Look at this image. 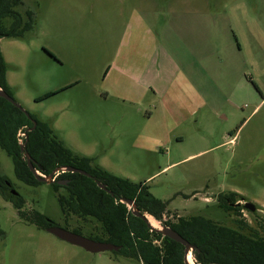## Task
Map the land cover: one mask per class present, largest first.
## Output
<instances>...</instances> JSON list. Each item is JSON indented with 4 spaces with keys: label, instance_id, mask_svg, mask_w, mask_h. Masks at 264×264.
<instances>
[{
    "label": "rangeland",
    "instance_id": "obj_1",
    "mask_svg": "<svg viewBox=\"0 0 264 264\" xmlns=\"http://www.w3.org/2000/svg\"><path fill=\"white\" fill-rule=\"evenodd\" d=\"M22 2L16 11L24 16L27 10L34 12V30L24 38H1L0 49L9 66L11 93L29 114L51 120L60 140L75 152L97 157L107 171L147 184L153 197L168 203L169 221L202 215L233 228L239 219L256 229L264 226V59L250 61L264 55V0ZM182 3L194 5L202 16L196 78L190 71L194 60H189L195 39H181L192 33L188 26L165 43L159 37L170 34L171 26L163 15L157 17L152 46L157 55L161 43L173 48L183 71L195 79L201 101L187 104L181 118L163 119L161 99L150 91L144 101L134 96L135 101L124 102L114 94L119 93L115 72L107 79L105 72L118 54H135L124 32L132 14L141 16L144 10L146 17L149 5L174 10ZM232 9L245 10L251 28L235 34L237 40L233 32L242 28L231 26ZM4 21L7 27L10 20ZM255 26L259 36L253 33ZM140 33H146L144 27ZM50 92L55 94L39 100ZM0 176L24 198L22 211L36 210L61 228H81L76 233L87 238L99 228L76 216L65 222L51 185L31 187L19 181L12 159L1 149ZM228 190L243 195L257 211L235 215L221 210L216 194ZM209 196V203L201 198ZM4 199L0 194V229L5 233L0 236V264H142L116 251L87 252L26 220L18 222L16 209Z\"/></svg>",
    "mask_w": 264,
    "mask_h": 264
},
{
    "label": "trees",
    "instance_id": "obj_2",
    "mask_svg": "<svg viewBox=\"0 0 264 264\" xmlns=\"http://www.w3.org/2000/svg\"><path fill=\"white\" fill-rule=\"evenodd\" d=\"M22 5V0H0V39L24 38L26 33L34 30V12L27 10L24 16L16 11ZM5 19L10 20L9 27L3 24ZM8 67L0 49V89L13 97L7 80ZM54 94L55 92H50L39 100ZM29 115L31 118L0 97V149L12 159L14 174L19 181L28 186L43 184L36 180L27 161L23 159L18 133L24 129L27 131V138L24 140L26 151L37 171L49 175L56 168L70 166L84 170L92 176L66 173L59 177L69 180L66 186L57 183L51 185L66 217L76 215L80 219L95 221L100 225V236L92 234L88 238L119 246V255L137 259L142 264H185L184 246L152 231L121 200L134 201L140 213L152 215L159 221H162L167 203L153 197L147 184L116 176L100 166L97 157H88L73 151L55 134L51 120L45 121ZM34 122L36 127L33 129ZM4 178L0 177V185L3 186L0 187L1 194L12 200L18 210H22L24 198L7 193ZM95 180L104 184L107 190L99 188ZM61 189L65 191L64 194H58ZM219 207L239 215V208L234 209L223 200ZM39 214V226H49L44 220L45 215ZM235 223L237 227L233 228L202 215L162 222L195 247L194 255L199 264H264V226L256 229L240 219L235 220ZM155 241H160V245Z\"/></svg>",
    "mask_w": 264,
    "mask_h": 264
},
{
    "label": "crops",
    "instance_id": "obj_3",
    "mask_svg": "<svg viewBox=\"0 0 264 264\" xmlns=\"http://www.w3.org/2000/svg\"><path fill=\"white\" fill-rule=\"evenodd\" d=\"M178 5V8L174 10H172V8L166 10L164 8H156L153 5H149V7L145 8L147 9L145 11L146 17L142 16L144 15V10L140 12L141 16L138 12L132 14V18H130L129 22L124 26V32L128 35L129 40L127 43L131 44V49H134L135 54L133 55L132 51L123 54V56L122 53L118 54L115 62L111 64L105 72V79H107L113 71L115 72V90L119 93L115 92L114 94L124 102L128 100L135 101L132 99L134 96H137L138 99L141 98L144 101L148 95L147 93L150 91L156 97L161 99V108H166V114L163 115V119H174L176 116L181 118V113L183 112L182 109L184 110L183 114L186 113L185 108L187 104L192 106L197 103V100L198 103L201 101V96L198 94L199 89L195 79L193 80L186 71H183L182 65L178 61L173 48L161 43L158 46L159 52L157 55L152 46V43L155 40L153 36L155 21L157 17L163 15V17H165V23L171 26L169 31L170 34L165 35L163 38H159L165 43H171V40H174L175 37L179 35L176 33V30L180 32V29L183 26H188L192 33L188 37L184 34L181 39H184L185 42L188 41L187 38L195 39L194 47H189V51L192 54V57L189 60L192 61L197 59V42L198 47H200L201 43V13H199V10L193 9L194 5L183 3ZM209 7L212 9V4H209ZM232 10L235 11V9ZM230 23L231 26H233L234 23H238L242 28V31L235 30V33L233 32L235 39L236 36H239V32L246 34L247 31H251V28L248 29V16L245 14V10H236ZM143 27L145 28L146 33H140ZM172 31H174L175 34H172ZM253 33L258 34L257 36H259L260 28L255 26V28H253ZM235 34L238 35L235 36ZM197 37L199 39L198 41L196 40ZM140 45L142 48L141 52L139 51ZM237 45L239 49H244L241 41L238 40ZM140 58L142 59L140 60ZM260 59H264V55L256 57L254 60L251 59L250 61L256 63L257 60ZM195 60L192 63V70L190 71H192L196 78ZM199 65L201 66V63H199ZM176 89L177 91H174ZM151 101V106H153L154 100ZM85 156L94 157L88 154ZM206 201L208 202L210 200Z\"/></svg>",
    "mask_w": 264,
    "mask_h": 264
},
{
    "label": "water",
    "instance_id": "obj_4",
    "mask_svg": "<svg viewBox=\"0 0 264 264\" xmlns=\"http://www.w3.org/2000/svg\"><path fill=\"white\" fill-rule=\"evenodd\" d=\"M0 97L4 98L7 101H9L10 103H12L15 107L19 108L23 113H25L28 118H31L29 113L13 97H11L6 91L0 89ZM35 127H36V122H34L33 128H35ZM19 145H20L21 152L23 153V159L27 161V165H28L30 171L32 172V174L34 175L36 180H38L40 182H44V183H48V184L55 182L53 180V175L57 171H62L65 173H79V174L85 175L87 177H92L86 171L75 168V167H70V166L59 167L52 174H50L48 177H42L38 174L37 170L35 169L34 162L31 158V156L29 155V153L26 151L25 144L22 141H20ZM95 181H96L99 188H101L102 190H107V188L104 184H102L101 182H99L97 180H95ZM58 183L66 185L68 183V181H59ZM12 193L14 195L17 194L15 191H12ZM108 193H111V192L108 191ZM121 202L126 204L127 207L132 210V213L134 216L143 219L148 224V226L151 228L152 231H156L157 233L161 234L163 237H168V238L182 244L185 248V250H184V263L190 264L188 261L189 254L195 250V247L192 244H190L186 239H184L180 234H178L176 231H174L169 226H165L163 224H160V225L158 224L157 227L153 226L150 223L148 216L146 214L140 213V211H139L137 205L134 203V201L122 199ZM245 206H246V208H248L251 211H254L256 209V206L253 203H246ZM48 232L53 234L57 238L65 241V242H68L72 245L81 247L90 253L98 254V253H103L106 251H116L117 252L120 250L119 246H116L112 243L98 242V241L89 239V238L84 237L80 234L65 230V229L57 227V226L50 227L48 229Z\"/></svg>",
    "mask_w": 264,
    "mask_h": 264
},
{
    "label": "flooded vegetation",
    "instance_id": "obj_5",
    "mask_svg": "<svg viewBox=\"0 0 264 264\" xmlns=\"http://www.w3.org/2000/svg\"><path fill=\"white\" fill-rule=\"evenodd\" d=\"M34 129V128H33ZM20 134H23L24 135V139H26L27 138V131H25L24 129H22V130H20L19 131V133H18V141L20 142V141H22V139H21V137H20ZM24 144H25V141L23 142ZM57 169V168H56ZM55 169V170H56ZM54 170V171H55ZM53 171V172H54ZM38 172V174L40 175V176H42V177H48L49 175H45V174H42V173H40L39 171H37ZM52 172V173H53ZM51 173V174H52ZM62 174H66L65 172H62V171H57V172H55L54 173V175H53V180L55 181V182H53V183H50V185H53V184H55V183H57V184H59L58 182L59 181H68V183H69V180H62V179H59V177L62 175ZM0 177H2V176H0ZM5 179V178H4ZM38 181V180H37ZM3 182H4V188L6 189V192L7 193H9V194H11L12 196H14V197H20L21 195H20V193H18L15 189H14V185L10 182V181H8V179H6V180H3ZM40 182V181H39ZM41 183H44V182H41ZM67 183V184H68ZM46 184H48V183H46ZM66 184V185H67ZM59 185H61V186H66V185H63V184H59ZM0 187H3L2 185H0ZM31 187H36V186H31ZM12 191H15L17 194H13L12 193ZM0 194H1V192H0ZM2 195V194H1ZM3 196V195H2ZM191 197H193V198H195L196 197V194H193ZM4 198H5V196H4ZM202 199H203V201H205V202H207L206 200H209L210 199V201H211V199H213V197H211V196H209V197H201ZM216 203H217V206L219 207L220 205H221V201L223 200V201H225V202H227L232 208H234V209H238L239 208V211L238 212H240V211H244V210H246V211H248L249 213H251V214H254L256 211H257V208L254 210V211H251V210H249L248 208H246V206H245V204L246 203H250V201L249 200H246L245 199V197H243V195H241L240 193H237V192H235V191H233V190H228L227 192H218L217 194H216ZM4 200H6V201H8L9 203H11L12 204V206H13V208H15L16 209V214H17V221L18 222H21V223H24L25 221L24 220H26V223L25 224H27V225H33V226H35L36 228H38V229H43V230H46L47 232H48V229L50 228V227H53V226H57V227H59L52 219H50V218H48L47 216H45V218H44V220H45V222L49 225V226H47V227H45V228H42L41 226H39V224H38V221H37V219H38V217H39V213L40 212H36V210H32V211H22V210H18L16 207H15V204H14V202L12 201V200H10V199H4ZM243 201V205L241 206V202ZM165 203H167V202H165ZM208 203H209V201H208ZM220 208V207H219ZM221 210H223L224 211V209L223 208H221ZM168 211V203H167V208H166V212ZM165 212V213H166ZM147 216H151V217H154V216H152V215H149V214H146ZM63 216H64V220H65V222L66 221H68V219L71 217V216H76V215H71V216H69V217H66L64 214H63ZM195 216V215H194ZM77 217V216H76ZM180 217H184V216H178L177 218H180ZM27 219H29V220H32V221H29V220H27ZM154 219L158 222V224H162V222H173L174 220H171V221H169L168 219H167V217H165V214L163 215V218H162V221H159V220H157L155 217H154ZM209 219V218H208ZM81 220H83V219H81ZM85 221V220H84ZM97 224V223H96ZM66 225V227H63V229H65V230H68V231H71V232H73V230H79V231H83L81 228H73L72 230H70L69 228V226L67 225V224H65ZM97 225H99V224H97ZM163 225H165V224H163ZM165 226H167V225H165ZM249 226H250V224H249ZM99 227H100V225H99ZM170 227V226H169ZM61 228V227H60ZM74 233H76V232H74ZM89 234L90 235H98V236H100V234H101V232H100V228H96L95 230H91L90 232H89ZM5 235V233L0 229V236H4ZM83 236V235H82ZM90 239V238H89ZM93 240V239H92ZM96 241V240H95ZM98 242H101V241H98ZM108 243V242H107ZM155 243H157L158 245H160V241H155ZM118 252V251H117ZM192 253V252H191ZM190 253V254H191ZM193 253H194V251H193ZM195 256V255H194ZM196 261V260H195ZM196 264H199V263H197V261H196Z\"/></svg>",
    "mask_w": 264,
    "mask_h": 264
},
{
    "label": "bare ground",
    "instance_id": "obj_6",
    "mask_svg": "<svg viewBox=\"0 0 264 264\" xmlns=\"http://www.w3.org/2000/svg\"><path fill=\"white\" fill-rule=\"evenodd\" d=\"M148 218H149V220H150V223H151L153 226H155V227L158 226V222L154 219V217L148 216ZM188 261H189L190 264H194L192 254H189Z\"/></svg>",
    "mask_w": 264,
    "mask_h": 264
}]
</instances>
